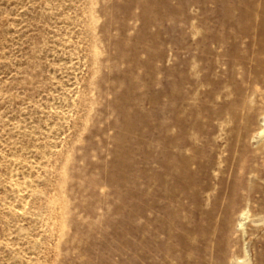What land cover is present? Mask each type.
I'll list each match as a JSON object with an SVG mask.
<instances>
[{"label": "rangeland", "instance_id": "374dc122", "mask_svg": "<svg viewBox=\"0 0 264 264\" xmlns=\"http://www.w3.org/2000/svg\"><path fill=\"white\" fill-rule=\"evenodd\" d=\"M260 80L264 0H0V264H264Z\"/></svg>", "mask_w": 264, "mask_h": 264}, {"label": "bare ground", "instance_id": "6f19581e", "mask_svg": "<svg viewBox=\"0 0 264 264\" xmlns=\"http://www.w3.org/2000/svg\"><path fill=\"white\" fill-rule=\"evenodd\" d=\"M262 80V79H261ZM261 80H260V83H262L263 84V86H264V81H262L261 82ZM264 88V87H263ZM264 95V94H263ZM255 97H257V98H259L260 97V94L258 93L257 94V96H255ZM261 99V98H260ZM241 102H242V100H241ZM256 102V101H255ZM255 104V103H254ZM256 105V104H255ZM254 106V105H253ZM171 109V108H170ZM245 109V108H244ZM253 109H254V107H253ZM246 110V109H245ZM244 110V111H245ZM171 112V111H170ZM246 112V111H245ZM251 114V113H250ZM262 116V115H261ZM245 119V118H244ZM249 121V120H248ZM245 122H246V120H245ZM169 125V124H168ZM243 125V124H242ZM241 125V126H242ZM173 126V125H172ZM244 129H247V128H244ZM171 130H172V127H171ZM241 130H243V129H241ZM238 132V131H237ZM243 132V131H242ZM239 133V132H238ZM212 134V132L209 130L208 132H207V136H210ZM261 134V133H260ZM262 134L264 135V130H262ZM169 135V134H168ZM174 137V136H173ZM240 139H241V137H239ZM211 139H212V137H211ZM171 141V140H170ZM239 141V140H238ZM178 142V141H177ZM172 144V143H171ZM175 144H176V142H175ZM178 144V143H177ZM170 145V144H169ZM183 147H184V145H183V143L182 142H180V144H179V146H178V148H179V152L176 154V155H178V157H180V158H183L184 157V153H183ZM173 149V148H172ZM212 149V148H211ZM170 153H171V156L172 155H174V151L172 152V150L170 151ZM213 158H214V153L213 152H211L210 153V159H209V161H213ZM208 162V161H207ZM207 164V163H206ZM172 168H174V167H172ZM170 172H171V168H170V170H169ZM172 171H174L173 169H172ZM212 171V170H211ZM185 182V181H184ZM185 184V183H184ZM164 195V194H163ZM155 203V202H154ZM154 225V224H153ZM157 225V224H156ZM155 226V225H154ZM157 227V226H156ZM165 227H167V226H164V228H163V232H164V234H166L167 233V230L165 229ZM224 227V226H223ZM229 228V227H228ZM227 228V229H228ZM169 229V228H168ZM225 229H226V227H225ZM226 229V230H227ZM223 232H225L224 230H223ZM157 233V232H156ZM159 233V232H158ZM157 237V236H156Z\"/></svg>", "mask_w": 264, "mask_h": 264}]
</instances>
